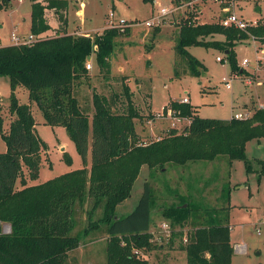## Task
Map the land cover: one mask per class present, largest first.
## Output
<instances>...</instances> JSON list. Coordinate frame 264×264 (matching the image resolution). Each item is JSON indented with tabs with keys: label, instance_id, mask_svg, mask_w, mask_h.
<instances>
[{
	"label": "trees",
	"instance_id": "obj_1",
	"mask_svg": "<svg viewBox=\"0 0 264 264\" xmlns=\"http://www.w3.org/2000/svg\"><path fill=\"white\" fill-rule=\"evenodd\" d=\"M11 1L0 0V10ZM31 1V32L40 35L51 29L45 10L53 9L59 16L60 34L41 38L33 44L0 46V76L9 77L10 112L15 115L5 130L0 105V132L7 146L5 152H0V264H67L69 254L80 246L82 235H88L101 222L109 236L108 264H147V260L135 257L133 248L150 249L153 237L150 233L153 195L148 181L135 209L126 216H116L118 205L130 197L142 166L163 169L167 162L184 164L213 160L218 155L245 160L247 142L264 138V108H255L246 120L215 119L196 115L188 105L173 104V109H179L181 115L189 118V123L182 131L171 127L161 138L143 142L135 123L141 113L127 84L121 95L113 94L110 98L94 92L92 117L74 93L75 83L89 75L86 62L92 52L96 53L101 72L107 76L111 73L114 39L128 33L129 28H108L95 38L75 36L66 31L68 19L64 12L69 6L68 0H48L46 4ZM197 15L195 9L179 23L176 52L189 63V72L200 75V68L205 69L188 51L192 46L224 50L232 70L236 71L235 46L242 37L240 30L224 27L219 22H197ZM252 30L256 39L264 43V21ZM216 34L224 35L226 40L205 42L206 37ZM20 86L29 91V99L41 110L45 124L67 129L82 157V168L40 184L27 185V180L39 178L43 151L48 145L37 133L31 105L17 100L16 90ZM64 159L68 164L73 162L67 153ZM259 164L261 175L264 160ZM85 204L87 213L93 214L102 208L103 215L96 221L91 220V226L81 235L74 225L79 209ZM190 207L188 201H183L169 207L165 216L173 223L182 222L191 212L200 211ZM4 223H8L10 232L3 231ZM193 227V233L187 237L190 242L184 248L187 264H233L227 215L220 217L216 210L206 211L204 222ZM179 234L183 237V230ZM122 240L125 245L121 244Z\"/></svg>",
	"mask_w": 264,
	"mask_h": 264
},
{
	"label": "rangeland",
	"instance_id": "obj_2",
	"mask_svg": "<svg viewBox=\"0 0 264 264\" xmlns=\"http://www.w3.org/2000/svg\"><path fill=\"white\" fill-rule=\"evenodd\" d=\"M39 1L46 4L48 0ZM180 2L68 0L69 6L64 12L68 19V34L95 38L105 29L111 28L109 22L112 14L115 21L124 19L127 22L115 29L129 28L128 33L114 39L110 53L111 73L107 76L101 72L96 63V53L92 52L93 67L88 69L89 75L75 83L74 93L91 117L94 113V92L110 98L113 94L121 95L124 84L130 87L132 100L141 113V118L135 119V123L143 142L161 138L171 127L182 131L189 123V118L181 115L179 109H173V104H178L177 107L188 105L196 115L215 119H230L235 113H243L246 118L250 114V118L255 108L264 106V43L256 39L252 30L258 25L238 31L242 37L236 41L235 46L238 63L236 71L232 70L224 50L206 46L188 47V51L205 65V69L200 68V75H193L189 72L187 60L176 52L180 34L178 20L187 14L185 9L165 18L162 27H149L145 24L146 20L159 13L161 7L174 6ZM233 3L234 9L246 19L258 20V23L264 21V0H235ZM31 4V0H12L0 10L2 45L12 43L14 32L24 37L32 33ZM194 4L201 10L197 22H218L219 16L224 14L220 0H196ZM80 9H83V14L78 13ZM46 19L53 28L41 35L46 38L60 34V20L55 10L48 9ZM225 40L222 34L205 38V42ZM94 48L97 50V46ZM217 56L223 60L218 61ZM244 59H248L249 63L244 64ZM225 78L231 81V88L227 87ZM10 95L9 77L0 76V105L5 118V130L9 129L15 118L10 112ZM16 97L20 103L31 105L37 122V133L48 145L47 150L43 151V163L36 183L82 168V157L67 129L45 124L37 104L33 101L30 103L29 91L25 87L17 88ZM185 98L188 99L186 104L183 102ZM122 99L127 103L124 95ZM166 107H171L178 114L176 119L169 117L167 111L164 112ZM6 147L0 132V152L6 151ZM64 153L72 157V164L65 161ZM246 156L245 160L218 155L213 160L188 161L184 164L167 162L163 169L143 165L130 197L116 209L117 217L131 213L139 203L145 182L150 183L153 195L151 217L153 222L160 225L150 228L153 236L150 249L133 248V252L140 250L139 255L134 252L135 257L148 259L147 264H155L152 261L158 253L169 254V257L177 256L174 264H187L184 248L190 242L188 235L193 233V226L204 222L206 211L216 210L220 217L227 215L234 249L237 243L247 245V253H234L233 264H264V174L260 175L259 172V161L264 160V138L247 142ZM248 166L251 170H248ZM183 201H188L190 208L200 211L191 212L188 219L173 223L172 219L165 216V212ZM85 207L86 204L83 209H79L74 225L81 235L91 226V220L96 221L103 215L102 208L89 214ZM163 222L169 225L168 229L163 228ZM9 228L8 223L3 224L4 232H10ZM105 228L101 222L88 235H82L80 246L69 254L67 264H108L109 236ZM180 230L184 232L183 237L179 234ZM121 244L125 245V241L122 240Z\"/></svg>",
	"mask_w": 264,
	"mask_h": 264
},
{
	"label": "built area",
	"instance_id": "obj_3",
	"mask_svg": "<svg viewBox=\"0 0 264 264\" xmlns=\"http://www.w3.org/2000/svg\"><path fill=\"white\" fill-rule=\"evenodd\" d=\"M195 1L196 0H181V2L177 5L174 6H163L160 8V11L157 15H153L150 19L145 21L146 26L152 27V26H156V27H162L165 23V18H167L169 15L173 14L174 12H178L181 9H185V13L187 12V14H183L182 17H186L189 15L190 12L194 11L195 9L198 11V13L201 12V10L195 6ZM233 1L235 0H220V6H221V10L224 14L219 16V20L218 22L227 28H236L239 30H246L250 27L256 26L258 25V20H250V19H246L243 15L239 14L235 9H234V3ZM194 4V5H193ZM180 20H178V24L180 23ZM110 27L111 28H115V27H119V26H123L125 25L127 22L124 19H120L119 21H115L114 20V15L112 14L110 17ZM41 38H45L43 35H35L33 33H31L29 36L24 37V36H19L17 35L15 32L12 34L11 36V40L14 44L16 45H22V44H33L34 42H36L37 40L41 39ZM2 45V41L0 40V46ZM264 59V56H263ZM217 60L218 61H222V57L221 56H217ZM244 64L249 63L248 59H244ZM87 69H92L93 67V63L92 60H87V64H86ZM224 81L226 82V85L228 88L232 87L231 81L229 79H224ZM248 83L250 84L251 82L248 81ZM184 103L188 102V99L185 98ZM261 108H263L264 106H260ZM168 112V116L171 118L176 119V116H178V114L173 111V109H169L168 107L165 108L164 112ZM163 115V114H160ZM250 116V114L248 115V117ZM247 117V118H248ZM234 118L239 119V120H244L247 119L243 113H235L234 114ZM163 228L164 229H168L169 225L167 223H163ZM10 231V228H9ZM136 255L140 254V250L136 249L135 251Z\"/></svg>",
	"mask_w": 264,
	"mask_h": 264
},
{
	"label": "crops",
	"instance_id": "obj_4",
	"mask_svg": "<svg viewBox=\"0 0 264 264\" xmlns=\"http://www.w3.org/2000/svg\"><path fill=\"white\" fill-rule=\"evenodd\" d=\"M43 4H45V3H43ZM82 5H84V3L82 2L81 3ZM31 9H32V5H31ZM48 9H46L45 10V16H46V11H47ZM79 14H83V9H80L79 10V12H78ZM50 25V24H49ZM51 26V25H50ZM68 26V25H67ZM0 28H3V25H0ZM53 27L51 26V29H52ZM68 28V27H67ZM12 44H14L13 42L11 43H6L5 45H12ZM262 48H263V50H264V47L262 46ZM1 97V96H0ZM30 103H31V101H30ZM248 105V104H247ZM232 118V117H231ZM45 123V122H44ZM259 143V142H258ZM6 150H7V147H6ZM5 152V151H4ZM30 180H27V185H36V184H38V183H36V181L34 180V181H30ZM40 184V183H39ZM18 186H19V188L21 187V184H20V181H18V184H17ZM151 216H152V212H151ZM152 219H153V217H151V222H152V226L154 227V228H157V227H159V225L160 224H157V223H155V222H153L152 221ZM164 223V222H163ZM162 223V224H163ZM231 244H232V246H233V256H232V263H233V257H234V253L235 252H240V253H242V254H244V253H247V249H246V247H247V245L245 244V243H242V244H239V243H237L236 244V246H235V249H234V243H233V241H232V237H231ZM187 255V254H186ZM175 259H177V256L176 255H174L173 257H169V254L168 255H163V254H157L156 255V257L153 259V261H152V263H155V264H174L175 263ZM148 260V259H147Z\"/></svg>",
	"mask_w": 264,
	"mask_h": 264
},
{
	"label": "water",
	"instance_id": "obj_5",
	"mask_svg": "<svg viewBox=\"0 0 264 264\" xmlns=\"http://www.w3.org/2000/svg\"><path fill=\"white\" fill-rule=\"evenodd\" d=\"M87 60H92V56L91 55H89L88 57H87ZM187 206V204H184V207H186Z\"/></svg>",
	"mask_w": 264,
	"mask_h": 264
}]
</instances>
